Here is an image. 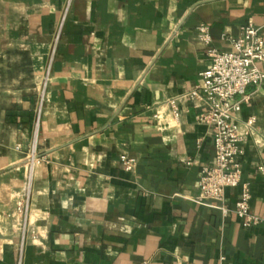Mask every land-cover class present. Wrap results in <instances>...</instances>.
Masks as SVG:
<instances>
[{"label":"crops","instance_id":"0c3cea01","mask_svg":"<svg viewBox=\"0 0 264 264\" xmlns=\"http://www.w3.org/2000/svg\"><path fill=\"white\" fill-rule=\"evenodd\" d=\"M248 21L264 39V0H0V264L18 263L16 201L47 69L46 161L33 173L22 264H264V225L234 212L241 186L222 203L199 199L214 157L203 103L178 102V120L168 105L210 65L197 26L229 51ZM246 94L239 119L256 116L257 133L241 182L263 214L264 80Z\"/></svg>","mask_w":264,"mask_h":264},{"label":"built area","instance_id":"2783aa9c","mask_svg":"<svg viewBox=\"0 0 264 264\" xmlns=\"http://www.w3.org/2000/svg\"><path fill=\"white\" fill-rule=\"evenodd\" d=\"M197 31L199 39L205 44V53L210 65L200 73L199 84L189 92L168 100V105L175 120L179 118L180 101H201L205 107L197 116V120L212 129L214 157L212 165L202 168L199 199L222 203L227 189L241 186L239 198L235 203V214L244 220L247 227L264 225V213L259 214L251 210L249 188L241 182L240 158L243 155V144L248 138L256 136L257 118L249 116L243 121L239 119L242 104L249 100L247 88L251 85L258 86L264 80V70L261 68V64L264 63V39L260 34V28L252 21H248L241 26L238 36L228 37L232 49L222 51L212 45L207 24H199ZM48 72L47 69L39 86L40 104L34 114L33 139L25 161V182L16 201L15 214L19 222L20 236L17 264H22V250L26 241L35 237L34 231L29 227V215L33 173L38 165L46 161L45 156H39L37 137L46 96ZM123 166L130 171L136 166V160L125 157ZM220 208L224 214L229 212L223 205Z\"/></svg>","mask_w":264,"mask_h":264},{"label":"rangeland","instance_id":"374dc122","mask_svg":"<svg viewBox=\"0 0 264 264\" xmlns=\"http://www.w3.org/2000/svg\"><path fill=\"white\" fill-rule=\"evenodd\" d=\"M40 86V85H39ZM39 86H38V89H36V103H35V112L37 110V108L39 107V104H40V90H39Z\"/></svg>","mask_w":264,"mask_h":264}]
</instances>
